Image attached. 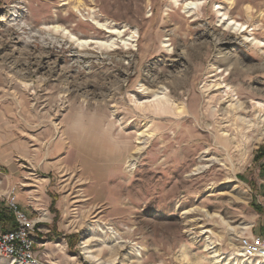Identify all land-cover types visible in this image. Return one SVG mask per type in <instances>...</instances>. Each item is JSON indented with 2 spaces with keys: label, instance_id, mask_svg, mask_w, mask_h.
Instances as JSON below:
<instances>
[{
  "label": "rangeland",
  "instance_id": "obj_1",
  "mask_svg": "<svg viewBox=\"0 0 264 264\" xmlns=\"http://www.w3.org/2000/svg\"><path fill=\"white\" fill-rule=\"evenodd\" d=\"M256 106L264 0H0V165L39 264L264 261L236 256L264 248L243 244L264 238Z\"/></svg>",
  "mask_w": 264,
  "mask_h": 264
},
{
  "label": "built area",
  "instance_id": "obj_2",
  "mask_svg": "<svg viewBox=\"0 0 264 264\" xmlns=\"http://www.w3.org/2000/svg\"><path fill=\"white\" fill-rule=\"evenodd\" d=\"M23 184L7 183L0 165V203L13 217L14 226L3 229L0 226V258L15 264H39L35 257L36 224L39 219H31L21 207L16 193ZM18 188V189H19ZM28 200V206H31ZM243 244L264 247V238L251 234Z\"/></svg>",
  "mask_w": 264,
  "mask_h": 264
},
{
  "label": "bare ground",
  "instance_id": "obj_3",
  "mask_svg": "<svg viewBox=\"0 0 264 264\" xmlns=\"http://www.w3.org/2000/svg\"><path fill=\"white\" fill-rule=\"evenodd\" d=\"M225 14V13H224ZM227 15V14H226ZM232 20V19H231ZM233 23H235V22H233ZM21 24V23H20ZM238 24H239V22H238ZM238 26V25H237ZM239 26H243V24H239ZM240 28H242V27H240ZM57 31V30H56ZM221 88V87H220ZM156 91V90H155ZM230 91V90H229ZM156 96H157V94H155ZM229 96V95H228ZM163 98H165V95L163 94V95H161L160 97H158L156 100L158 101V102H161L162 101V99ZM153 101H155V100H153ZM257 107V109H256V113H255V115H254V118L253 119H251V120H249V121H245V117L243 118H241L242 119V121H243V123H246L248 126H250V127H254V128H259L260 130H262V128H263V126H264V113H263V108H261L260 106H256ZM243 108H245V106H244V104L241 102V103H236L235 104V106L233 107V109L234 110H237V112L240 110V112H241V110H243ZM225 110V109H224ZM221 111H223V110H221ZM242 115H244V114H242ZM230 140V139H229ZM227 227V226H226ZM231 228V230L233 231L234 230V227H230ZM242 230H245V229H247V227L246 226H243L242 228H241ZM240 230V229H239ZM241 230V231H242ZM238 232V231H237ZM234 233V232H233ZM241 233V232H240ZM239 233V234H240ZM238 234V233H237ZM241 235V234H240ZM238 252H239V254L237 255L236 254V256H244V255H246V254H249V255H251V256H263L264 257V248H261V249H252V250H248V253H245V248H240L239 250H238ZM218 255H215V258L217 257ZM217 259V258H216ZM263 264L264 263V261H258V264Z\"/></svg>",
  "mask_w": 264,
  "mask_h": 264
},
{
  "label": "trees",
  "instance_id": "obj_4",
  "mask_svg": "<svg viewBox=\"0 0 264 264\" xmlns=\"http://www.w3.org/2000/svg\"><path fill=\"white\" fill-rule=\"evenodd\" d=\"M0 226L3 229L12 228L14 226L12 215L9 214L3 206H0Z\"/></svg>",
  "mask_w": 264,
  "mask_h": 264
},
{
  "label": "crops",
  "instance_id": "obj_5",
  "mask_svg": "<svg viewBox=\"0 0 264 264\" xmlns=\"http://www.w3.org/2000/svg\"><path fill=\"white\" fill-rule=\"evenodd\" d=\"M22 200H21V198H19V203H20V205H21V207L24 209L25 207H24V205L22 204V202H21ZM24 211H26V209H24ZM27 212V211H26ZM258 236V235H257ZM262 236V235H261Z\"/></svg>",
  "mask_w": 264,
  "mask_h": 264
}]
</instances>
